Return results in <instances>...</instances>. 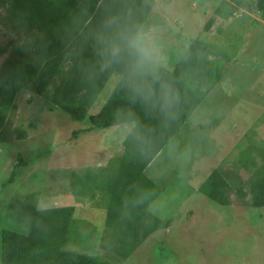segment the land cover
<instances>
[{"label":"rangeland","instance_id":"obj_1","mask_svg":"<svg viewBox=\"0 0 264 264\" xmlns=\"http://www.w3.org/2000/svg\"><path fill=\"white\" fill-rule=\"evenodd\" d=\"M146 28L159 40L165 67L172 68L194 39L221 45L229 57L211 58L215 85L145 169L161 191L149 212L169 226L128 252L120 232L105 226L100 192H70V173L104 166L120 155L127 130L116 126L82 132L89 127L87 119L75 122L45 94L22 90L0 140V232H30V221L16 223L15 218L20 204L36 192L39 211L73 208L77 224L63 237L67 250L117 264H264V209L244 205L250 202V173L237 161L240 147L264 144V20L245 8L228 7L224 0H155ZM15 35L0 8V48ZM7 55L0 54V65ZM119 79L118 74L110 77L92 112L102 107ZM214 169L233 181L228 206L197 191ZM237 187L246 194L238 195Z\"/></svg>","mask_w":264,"mask_h":264},{"label":"trees","instance_id":"obj_2","mask_svg":"<svg viewBox=\"0 0 264 264\" xmlns=\"http://www.w3.org/2000/svg\"><path fill=\"white\" fill-rule=\"evenodd\" d=\"M154 3L155 0H0V8L6 11L16 34L0 48V54H8L0 65V140L14 108L15 95L22 90L36 96L45 94L53 107L75 122L87 119L89 127L82 132L133 123L122 141L120 156L104 166H88L70 173L72 195L100 192L105 226L120 232L128 252L152 233L169 226V221L149 212L161 191L145 175V169L215 85L216 69L211 58L229 60L221 45L194 39L172 70H161L178 96L169 112L165 114L152 103L134 100L123 83L122 67L101 55L99 41L117 24L140 22L146 27ZM224 3L257 13L264 20V0ZM216 14L226 17L217 10ZM211 23L204 28L209 29ZM113 74H118L120 80L101 109L91 114ZM50 85L53 87L48 93ZM23 137V133L17 136ZM237 161L250 173V202L244 205L264 209V144L249 142L240 147ZM232 186L230 178L214 169L197 191L220 206H228L227 193ZM237 194L246 192L237 187ZM37 196L36 192L30 194V201L20 204L19 217L15 218L16 223H32L27 235L1 230L0 264H117L98 255L64 249L63 237L77 224L73 208L39 211L35 205Z\"/></svg>","mask_w":264,"mask_h":264},{"label":"clouds","instance_id":"obj_3","mask_svg":"<svg viewBox=\"0 0 264 264\" xmlns=\"http://www.w3.org/2000/svg\"><path fill=\"white\" fill-rule=\"evenodd\" d=\"M99 51L108 62L122 67L123 83L134 100L152 103L165 114L178 101L162 75L166 60L153 29L140 22L117 24L99 41Z\"/></svg>","mask_w":264,"mask_h":264},{"label":"crops","instance_id":"obj_4","mask_svg":"<svg viewBox=\"0 0 264 264\" xmlns=\"http://www.w3.org/2000/svg\"><path fill=\"white\" fill-rule=\"evenodd\" d=\"M174 66H175V64H174ZM174 66H172V68H170V67H164V68H166V69H168V70H172V69L174 68ZM119 80H120V79H119ZM117 83H118V82H117ZM106 84H107V83H106ZM115 86H116V85H115ZM113 89H114V88H113ZM102 90H103V89H102ZM112 91H113V90H112ZM112 91H111V92H112ZM100 93H101V92H100ZM95 102H96V101H95ZM94 104H95V103H94ZM94 104H93V105H94ZM102 106H103V105H102ZM100 109H101V108H100ZM100 109H99V110H100ZM99 110H98V111H99ZM92 111H93V110H92V108H91V110H90L91 114H95V113L98 112V111H96V112H95V111L92 112ZM193 113H194V112H193ZM191 116H192V115H191ZM189 119H190V118H189ZM189 119H188V120H189ZM119 126L122 127V128H125V129L127 130V133H126V135H127V134L129 133V131L131 130V128L133 127V123L122 124V125H119ZM120 127H119V128H120ZM124 138H125V137H124ZM167 145H168V143L166 144V146H167ZM121 153H122V152H121ZM120 155H121V154H120ZM120 155H118V156H120ZM118 156H115V157H112V158H116V157H118ZM112 158H111V159H112ZM109 160H110V159H109ZM109 160H108V161H109ZM108 161H107V162H108ZM107 162H106V163H107ZM149 165H150V164H149Z\"/></svg>","mask_w":264,"mask_h":264}]
</instances>
